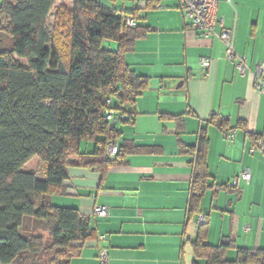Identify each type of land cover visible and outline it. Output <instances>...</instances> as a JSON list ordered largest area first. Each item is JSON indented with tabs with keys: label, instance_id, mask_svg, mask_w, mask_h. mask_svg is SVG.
Masks as SVG:
<instances>
[{
	"label": "crops",
	"instance_id": "1",
	"mask_svg": "<svg viewBox=\"0 0 264 264\" xmlns=\"http://www.w3.org/2000/svg\"><path fill=\"white\" fill-rule=\"evenodd\" d=\"M114 8L127 15L136 10L134 24L149 29L124 58L136 75L148 78V85L135 99L132 119L116 125L119 146L132 143L144 152L127 155L104 173L78 166L76 156L68 158L64 194L48 202L77 210L93 230L69 264H100L102 249L108 264H205L190 245L200 216L206 217L209 246L231 245L226 259L241 248L264 252V156L248 152L252 136L264 137V96L253 90L251 76L258 64L264 66V0L219 3L224 28L234 30V50L247 59L245 76L223 59L218 39L188 26L177 0H120ZM201 58L211 61L209 69L200 67ZM211 117L235 130L233 143L209 123ZM202 129L208 139L210 188L199 214L189 215L193 157L187 150ZM94 150V142L80 146L85 155ZM245 170L248 184L240 178ZM37 178L43 180L44 174ZM95 207H107L109 216L95 215Z\"/></svg>",
	"mask_w": 264,
	"mask_h": 264
},
{
	"label": "trees",
	"instance_id": "2",
	"mask_svg": "<svg viewBox=\"0 0 264 264\" xmlns=\"http://www.w3.org/2000/svg\"><path fill=\"white\" fill-rule=\"evenodd\" d=\"M57 1L2 0L0 6V17L8 21L0 36L9 42L8 50L0 48V264H29L46 253L51 259L43 264H69L93 230L77 210L48 202L64 194L68 158L76 156L78 166L104 173L127 155L144 152L132 143L119 146L120 133L104 114L120 110L116 117L132 119L135 99L148 78L136 75L124 58L149 29L126 26L124 20L134 23L137 11L127 15L114 8L120 0H66L70 8L56 7ZM210 122L223 134L234 130L222 119L211 117ZM263 138L252 136V143ZM111 141L118 149L109 159L105 151ZM82 142H94V152L82 154ZM207 149L202 129L196 145L187 150L193 157L189 215L199 214L200 200L210 188ZM33 159L43 165V180L33 170L23 171ZM26 221L40 226L48 240L31 234ZM206 230L204 217L190 242L196 259L205 264H264L263 251L246 248L227 260L231 245L209 246Z\"/></svg>",
	"mask_w": 264,
	"mask_h": 264
},
{
	"label": "built area",
	"instance_id": "3",
	"mask_svg": "<svg viewBox=\"0 0 264 264\" xmlns=\"http://www.w3.org/2000/svg\"><path fill=\"white\" fill-rule=\"evenodd\" d=\"M220 0H177V10L181 13L183 19L188 22V26L199 32L203 37H211L218 39L223 45V59L232 62L235 70L240 76H245L249 71L247 66V59L245 56L238 55L234 50V30L225 29L223 25V19L218 16ZM156 8H160L157 6ZM126 26L132 27L134 25L133 21L129 18L124 20ZM220 28V32H216V29ZM199 65L203 70L209 69L211 61L205 58L199 59ZM250 72V71H249ZM264 66L263 64H258L254 72L251 73L253 79V90L259 95L264 96ZM110 104V100L106 101ZM123 106L120 105L119 108ZM120 110H106L104 117L108 122H111L113 118L119 115ZM224 139L233 143L235 139V131H228L223 134ZM118 144L116 141H111L108 143L105 151L107 158L112 159L117 153ZM249 154L258 152L264 156V138L257 140L252 143L249 148ZM241 180L248 184L250 182V173L245 170L240 175ZM236 185V182L233 183ZM95 215L99 217L106 218L109 216V209L107 207H95ZM204 223V217L200 216L198 219V224L202 225ZM104 236L99 239L104 240ZM98 261L100 264H108V253L107 250L102 249L98 254Z\"/></svg>",
	"mask_w": 264,
	"mask_h": 264
},
{
	"label": "rangeland",
	"instance_id": "4",
	"mask_svg": "<svg viewBox=\"0 0 264 264\" xmlns=\"http://www.w3.org/2000/svg\"><path fill=\"white\" fill-rule=\"evenodd\" d=\"M2 4V0H0V6ZM61 5H66L68 8H70V2L66 1V0H58L55 4L56 7L58 6H61ZM54 14V12H53ZM53 14H52V17L49 19V23L52 22L53 20ZM8 24V21L7 19L3 18V17H0V29H4L6 28ZM0 48L2 50H8L9 49V42L8 40L3 37V36H0ZM28 169H35L37 170V173L39 176L42 175V172H43V168H42V165L38 164V159H33L26 167H25V170H28ZM25 228L27 230H29V232H31V234L33 233V235H40L44 241H47L48 238H47V233L44 232L40 226L36 225V224H33L31 223L30 221H26V224H25ZM235 258V255L232 254H229L228 257H227V260H234ZM49 259H51V253H46V254H41L40 256H38L37 258H35V260H31L29 261L30 263L29 264H34L37 262V264H43V263H46ZM199 264H204V262L202 261H199Z\"/></svg>",
	"mask_w": 264,
	"mask_h": 264
},
{
	"label": "water",
	"instance_id": "5",
	"mask_svg": "<svg viewBox=\"0 0 264 264\" xmlns=\"http://www.w3.org/2000/svg\"><path fill=\"white\" fill-rule=\"evenodd\" d=\"M126 121L127 120V117H115L113 118V120L111 121L110 125L114 128L116 127V125L119 123V121Z\"/></svg>",
	"mask_w": 264,
	"mask_h": 264
}]
</instances>
